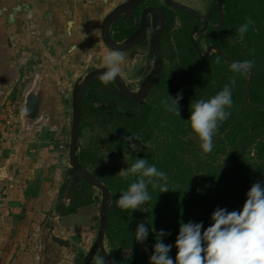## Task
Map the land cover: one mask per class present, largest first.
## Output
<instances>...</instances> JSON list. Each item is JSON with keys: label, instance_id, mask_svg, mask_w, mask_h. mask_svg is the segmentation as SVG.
Here are the masks:
<instances>
[{"label": "trees", "instance_id": "1", "mask_svg": "<svg viewBox=\"0 0 264 264\" xmlns=\"http://www.w3.org/2000/svg\"><path fill=\"white\" fill-rule=\"evenodd\" d=\"M216 1L223 6L224 18L220 30L212 28L213 32H219L215 37L212 35V38L217 37L213 42L239 61L255 62L254 77L248 92L249 102L245 100L244 88L241 86L242 82H246L245 75L233 73L231 62L223 60L218 54L202 61L194 49L191 55L181 48V61L175 65V69L169 70L162 77L159 82L160 92L151 105L139 106L137 109L124 108L127 115L114 107L108 111L103 107L96 108L100 115L114 119L111 127L115 133L108 142V149H111L115 162L122 158L124 150L128 148L126 137L132 135L137 138L141 134L139 130L143 129L142 139L149 146H143L141 151L130 155L129 167L136 158H146L149 164H155L158 169L167 173L168 191L161 193L160 187L149 184L151 199L142 208L134 211L119 209L116 200L127 190L132 178L125 180L115 168L105 174L97 171L98 152L79 149L78 144L80 163L110 191L111 207L105 239L108 253L116 264H150V256L161 230L170 233L163 237V242L173 245L170 255L175 258L177 250L174 245L181 224L189 221L203 222L206 229L211 224L214 210H240L252 185L264 182V138L256 140L264 135V107L251 105L264 104V0ZM248 20L252 24L243 40H240L238 29ZM216 21L217 15L214 17V22ZM214 59H221L222 65L213 62ZM225 85L232 87L233 104L229 109L230 117L220 124L216 133L219 145L214 154L223 153L224 162L217 166L206 163L202 172L196 171L191 165L185 164L182 154L181 159L178 157V129L184 135L191 132L189 118L192 104L196 100L211 98ZM178 92L183 93L179 117L165 111L160 103L168 94L175 98ZM85 100L83 98L79 137L90 102L88 99L85 103ZM181 104L184 108H181ZM152 123L155 126L163 125L160 130H167L174 138L164 145L157 143V147L161 149L158 155L151 147V132L147 131ZM227 146L231 151L226 152ZM69 176L70 182L66 185L68 201L57 207L60 216L80 213L83 206L95 199L91 192L93 186L84 180L78 185L72 184L73 177ZM141 222L153 229L143 243L135 240V230ZM100 255L102 254L98 252L96 257ZM81 257L83 261L84 255ZM90 264H95V259Z\"/></svg>", "mask_w": 264, "mask_h": 264}, {"label": "rangeland", "instance_id": "2", "mask_svg": "<svg viewBox=\"0 0 264 264\" xmlns=\"http://www.w3.org/2000/svg\"><path fill=\"white\" fill-rule=\"evenodd\" d=\"M121 1L123 0H0V31L2 27L3 30L5 29L2 35L4 44H1L0 48L4 47L10 50L11 63L9 62V67L10 65L11 68L17 66L16 76L10 83L14 92L12 91V93L10 90V95L5 100L3 115L5 120L9 115L15 117L23 112L24 105L29 101L27 93L39 97L43 84L52 86L53 92L62 100L58 102L61 110L52 107V111L58 112V116L66 121L65 133L69 143L73 84L76 80L82 79L89 71L104 66L103 56L112 50L107 48L101 39L100 24L104 15ZM180 1L194 7L198 12L204 13L215 0ZM181 17L185 22L183 30L181 31V21L174 23L171 30L172 42L168 45L166 56L167 70L175 69V65L181 61V48L192 55L188 34L191 28L200 25V21L194 17L186 14H181ZM10 18L11 21H9ZM213 33L216 35L219 32ZM216 38L213 40L215 41ZM74 48L75 51H73ZM213 62L222 65L221 59H214ZM140 66L143 68V65ZM23 75L25 80L18 86L16 78ZM241 86L245 88L246 82H242ZM97 91L90 86L84 95L85 103L88 99L90 102L84 115V125L81 128L78 142L79 149L85 148L98 152L97 171H102L105 174L115 168V171L119 173L122 169L129 167L128 159L135 151L128 147L124 150L122 158L116 162L111 156L112 151L108 149V142L115 133L111 127L114 119L111 120L100 115L96 108L101 107L99 106L100 101L104 103L102 107L106 110L110 108V104H118L116 98H112L111 94ZM159 92V88L155 89L150 98L154 100ZM96 96L100 98V101L92 102ZM104 97H111V99L107 101ZM30 104L36 107L39 105L38 101L34 100L30 101ZM182 105L181 108H184ZM120 108V105L116 106L118 112L127 115L126 110ZM42 113L48 114L46 109ZM3 116L1 115V118ZM4 122L11 126L7 132L12 133L13 120ZM162 126H155L152 123L147 128L152 136L151 147L157 155L161 151L157 147L158 142L164 145L174 139L167 130H160ZM139 131L141 134L138 135L137 141L132 142L142 149L145 145L141 136L143 129L141 128ZM64 136L58 137L59 148L60 144L65 145L61 142L64 140L62 139ZM0 139V145L1 142L6 143L2 137ZM176 141L179 144L177 150L179 159L182 154L185 164L191 165L196 171L202 172L206 163L217 166L224 162L225 155L223 153L214 156L219 145L216 134L213 137V151L206 155L202 153L199 146L200 141L192 131L184 135L178 129ZM227 151H231L228 146ZM63 173L64 179L58 193L56 206L68 201L66 185L70 182V176L66 170ZM91 192L95 198L93 202L83 206L80 213L65 215L56 222L50 221L49 233L45 231L46 234L40 236V239L43 240L37 242L34 237L35 240L32 241V243L36 242L34 248L31 249L32 246L27 243L25 254L18 253L11 260L19 258L18 261L22 264H82L81 256L90 249L97 235L99 224L101 194L95 187L91 189ZM53 223H55L54 226ZM46 226L44 224L41 227L45 229ZM1 238L6 239L7 237L2 236ZM24 238L25 244L27 238L31 240V237L28 236ZM2 245L0 241V258L3 254L1 252Z\"/></svg>", "mask_w": 264, "mask_h": 264}, {"label": "clouds", "instance_id": "3", "mask_svg": "<svg viewBox=\"0 0 264 264\" xmlns=\"http://www.w3.org/2000/svg\"><path fill=\"white\" fill-rule=\"evenodd\" d=\"M251 24L252 21L248 20L239 27L240 40H243ZM124 60L119 50H112L103 56L106 70L101 79L105 85L119 77ZM254 64L253 60L237 61L232 63L231 71L247 75L253 70ZM182 99L183 93L178 92L175 98L168 94L160 103L165 111L179 117ZM232 104V87L229 85H225L211 98L197 100L192 104L189 124L192 133L200 141L203 154L213 151V137L220 124L230 117ZM132 141H137V138L132 135L126 137L125 142L132 151H141V147ZM143 146L146 148L149 145ZM118 174L125 180L132 178L127 190L116 200V206L121 210L134 211L148 202L151 199L149 184L160 187L161 193L168 191L167 173L155 164H149L146 158H136L130 167L122 169ZM246 195L247 199L240 210H214L211 224L206 229L203 222L189 221L181 224L174 245L177 250L175 258L170 255L173 245L163 242V237L170 233L161 230L150 256V264H264V182L254 183ZM150 230L153 231L145 222L139 223L135 230V240L143 243ZM95 264H108V261L100 255L95 257Z\"/></svg>", "mask_w": 264, "mask_h": 264}, {"label": "crops", "instance_id": "4", "mask_svg": "<svg viewBox=\"0 0 264 264\" xmlns=\"http://www.w3.org/2000/svg\"><path fill=\"white\" fill-rule=\"evenodd\" d=\"M4 30L2 27L0 31V45L4 44ZM9 55V49L0 48L2 116L5 100L10 95V90L13 91L10 83L17 71V66L9 67ZM53 91L52 86L43 84L39 97L27 93L29 101L24 105L23 112L11 118L14 127L12 133L7 132L11 126L0 115V137L3 141L6 140V143L1 142L0 145V241L3 244L0 264H22L18 261L19 258H11L18 253L25 254L27 243L33 249L36 243H32L34 237L37 242L42 241L40 236L45 235V231L49 233V222H56L64 217L55 208L58 207L56 204L64 179L63 171L68 173L69 143L65 133L66 121L58 116V112L52 111V107L61 110L58 102L62 101ZM32 100L38 101V107L30 104ZM44 109L47 115L42 113ZM59 136H64L63 149L58 147ZM44 224L47 225L45 229L41 227ZM2 236L7 238H1ZM25 236L31 237V240L27 238L26 244Z\"/></svg>", "mask_w": 264, "mask_h": 264}, {"label": "water", "instance_id": "5", "mask_svg": "<svg viewBox=\"0 0 264 264\" xmlns=\"http://www.w3.org/2000/svg\"><path fill=\"white\" fill-rule=\"evenodd\" d=\"M142 0H126L118 5H116L113 9H111L103 18L101 23V38L103 43L111 50H119L125 51L133 47L134 45L143 42L146 43L145 35V24H149L147 19V14L150 13L152 15V23H151V47L150 54L154 57V64L152 69L150 70L148 76L141 83V86L137 90H130L121 76L117 77L114 82L116 83L117 92L126 100L129 101H139L143 102L144 98L148 94L152 85L158 80L161 69H162V53H161V45L160 38L162 31L165 27H167V18L164 15L163 11L156 7H149L143 10L142 19L139 23L138 28L130 34L127 38L122 41H115L112 39L110 34V29L112 23L115 19L122 15L124 17H131L134 9L138 6V4ZM167 4H170L174 7H177L187 13L200 18L203 20V26L199 29L193 30L190 33V41L194 46L197 55L200 60L205 61L211 56V50H215L223 59L229 61L231 63L237 62L239 60L226 55L219 47L210 45L207 47L205 53L197 43L194 34H201L207 27L208 19L213 11L214 7L218 8L219 11V23L218 28L222 23V9L221 6L217 3L211 8L206 14H202L197 10L191 8L190 6L179 3L175 0H165ZM105 66L97 67L88 73H86L82 79L76 80L72 87V123H71V131H70V139H69V147H68V157H69V168L68 173L73 177V183L78 185L81 183V180L89 183L91 186L97 188L101 194V202H100V210H99V224L97 235L87 253L84 255L82 264H90L96 257V254L100 252L110 264H116L111 256L108 253L105 244V237L108 228V220H109V212L111 207V195L108 187L99 180L89 169L84 167L78 158V142H79V132H80V121L82 114V104L85 92L88 86L99 79L102 76V73L105 71ZM254 77V70H252L249 74L246 75V86L244 88V98L249 102L248 92L251 88L252 81ZM104 88H107L104 87ZM113 91H116L115 87H112ZM254 107H264V104H252ZM264 135L256 138L263 139ZM256 140L253 144H255Z\"/></svg>", "mask_w": 264, "mask_h": 264}, {"label": "flooded vegetation", "instance_id": "6", "mask_svg": "<svg viewBox=\"0 0 264 264\" xmlns=\"http://www.w3.org/2000/svg\"><path fill=\"white\" fill-rule=\"evenodd\" d=\"M123 1H126V0H123ZM123 1H121V2H123ZM175 1H177L179 3H183L180 0H175ZM217 3L221 6L222 14H223V6H222V4L219 1H216V0L202 14H206ZM183 4H185V3H183ZM149 7H156V8L161 9L163 11L164 15L167 18V24L168 25H167V27H165L163 29L162 34H161V38H160L161 53H162L161 74H160L158 80L152 85L151 89L149 90L148 94L144 98L143 102L129 101V100L124 99L117 92L116 83L114 81H112L108 85H105L102 82L101 77L99 79L95 80L94 82H92L88 86V88L90 86H92V88H95V90H98L97 92L102 91V92H106V93L111 94L113 96L112 98H116L117 104L121 106L120 109L127 108V107L128 108L137 109L139 106L146 107L147 105H151L152 104L151 101L153 99L150 98L151 94L154 93L155 89L159 88V82L161 81L162 77L166 75L165 73H167L169 71V70H167V67H166V59H167L166 56H167V52H168V49H169L168 45L172 42L171 41L172 40L171 30L173 28V25H174V23L181 21V23H182L181 24V31L183 30V28L185 26V22L182 19L181 14L189 15V16L194 17V18H196L197 20L200 21V25L198 27L191 28L190 31H189V34H188V41L190 43L191 48L194 49V50H195V48H194V46L192 45V43L190 41V33L193 30L199 29V28H201L203 26V20L202 19L197 18L195 16H192L191 14L187 13L186 11H183V10H181V9H179L177 7H174V6L170 5V4H167L165 0H142L138 4V6L134 9V11L131 14L130 18L128 16L124 17V16L120 15V16H118L115 19V21L112 23L111 29H110V34H111L112 39L115 40V41H122L125 38H127L130 34H132L139 26V23H140V21L142 19L143 10L145 8H149ZM190 7L195 9L192 6H190ZM216 15H217V21L214 22V17ZM146 17H147V19L149 21V24H147V25L145 24V35H144V37H145L147 42L146 43L140 42V43L134 45L133 47H131L128 50L121 51V53L125 57V60H124V63L121 65V69H123V70L121 71L120 76L123 79V81L125 82V84L127 85V87L130 90H134V91L139 89V87L141 86V83L148 76V74H149V72L152 69V66L154 64V57L151 56V54H150V47H151L150 38H151L152 15L150 13H148ZM223 18H224V14L222 15L221 26L218 28L217 26H218L219 19H220L219 18V11H218L217 7H214L213 11H212V13H211V15H210V17L208 19V24H207L206 29L201 34H198V33L194 34V37H195L197 43L199 44V46L201 47V49L203 50V53H205L207 47L210 46V45L219 47L218 45H216L213 42L214 38H212V35H213L212 28L220 30L222 28ZM101 23H102V21H101ZM100 30H101V24H100ZM100 36H101V34H100ZM213 37H215V35ZM223 52L226 55H228L225 51H223ZM196 54H197V52H196ZM215 54H218V53L215 50L212 49L211 50V56L208 59H211L212 57H214ZM180 55H181V52H180ZM223 60H225V59H223ZM140 65H143V68H141ZM106 86H107V88H104ZM112 87H115L116 91H113ZM88 88H87V90H88ZM105 99H107V101H108L109 99H111V97H107ZM97 100L100 101V98L98 96H96L95 99L92 100V102L93 101L95 102ZM103 104L104 103H102L100 101L99 106L102 107ZM118 105L112 103V104H110V108H108V110H110L113 107L116 108V106H118ZM108 110H106V111H108ZM121 112H123V111L121 110Z\"/></svg>", "mask_w": 264, "mask_h": 264}, {"label": "built area", "instance_id": "7", "mask_svg": "<svg viewBox=\"0 0 264 264\" xmlns=\"http://www.w3.org/2000/svg\"><path fill=\"white\" fill-rule=\"evenodd\" d=\"M25 80V77H24V75L23 76H21V77H18V78H16V82H18V86L23 82ZM11 116L9 115L8 116V118L6 119L7 120V122H9L10 120H11ZM61 142H63V141H61ZM61 146H60V148H64L65 147V145H63V144H60Z\"/></svg>", "mask_w": 264, "mask_h": 264}]
</instances>
